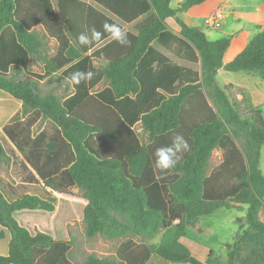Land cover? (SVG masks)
Here are the masks:
<instances>
[{
	"label": "trees",
	"instance_id": "trees-1",
	"mask_svg": "<svg viewBox=\"0 0 264 264\" xmlns=\"http://www.w3.org/2000/svg\"><path fill=\"white\" fill-rule=\"evenodd\" d=\"M54 1L56 8L53 0H0V90L22 102V111L3 133L41 179L42 192L50 194L23 193L9 201L0 190V226L11 234L0 264H73L69 241L32 233L15 214L53 213L56 198L50 191L66 195L75 187L87 201L83 220L88 238H144L162 232L157 244L129 240L115 258L89 256L82 264H150L153 255L172 264H201L181 243L188 226L237 205L247 210L237 220L235 241L225 245L226 264H264V222L259 218L264 118L243 90L238 100L216 81L223 68L264 82V31L224 64L232 38L209 41L200 28L179 17L208 0H184L179 9L171 7V0ZM113 17L128 25L137 22L136 32L126 31L130 46L104 31L105 23L123 30ZM168 19L180 27L177 34ZM93 28L102 34L100 40L80 45L78 35L91 37ZM50 41L56 43L52 53ZM156 46L200 63V72L175 64ZM77 71L94 76L73 86L67 78ZM45 80L70 85V95H42L39 84ZM102 83L107 85L95 91ZM41 118L45 128L34 135ZM138 124L147 143L135 131ZM176 134L190 150L176 167L161 171L155 151L170 145ZM239 139L245 142L242 149ZM216 149L222 161L209 173ZM0 161H8L1 142Z\"/></svg>",
	"mask_w": 264,
	"mask_h": 264
},
{
	"label": "rangeland",
	"instance_id": "rangeland-1",
	"mask_svg": "<svg viewBox=\"0 0 264 264\" xmlns=\"http://www.w3.org/2000/svg\"><path fill=\"white\" fill-rule=\"evenodd\" d=\"M89 2V0H82ZM182 1V2H181ZM184 0H171V7L173 9H179ZM235 5H257V0H231ZM53 5L56 8V2L53 0ZM228 11H223L226 14ZM111 16L110 14H108ZM112 17V16H111ZM114 18V17H113ZM115 19V18H114ZM116 20V19H115ZM242 23V28L246 31V36L241 37L239 42H235L228 52L227 58L232 56L237 50H242L254 36L264 31V25L260 27H249L247 21L239 18ZM136 23L131 25H123L124 31H134ZM201 28L209 41H217L222 38L230 37L231 35L238 36L239 30H236L239 26L235 21V15L230 14L229 18L220 21V25L215 28H207L203 26V22L199 23ZM38 31H41V27H37ZM236 41V40H235ZM49 52H54L56 49V43L54 41L48 42ZM165 54L176 60L178 63L190 65L196 70H200V64L188 63L176 58L170 51L159 47ZM33 71L41 72V67H32ZM220 85L224 86L228 82L219 79ZM107 83L99 85L95 91L102 90ZM42 95L53 93L61 99L70 95V85L63 83L61 85H50L45 81L39 84ZM242 89L235 88L230 89L233 98H237L241 94ZM2 92V91H1ZM4 93V92H2ZM256 100L261 101L259 110L264 118V82L260 80L258 90L256 92ZM1 107H10L7 104L0 102ZM240 107L245 108L244 103H241ZM244 115V112H242ZM45 119H39L38 123L33 128V134L36 135L45 128ZM135 131L138 134L141 141L147 143V135L142 131L141 125L138 124L135 127ZM0 142L2 143L8 161H0V190L6 196L9 201H13L23 193L36 194L42 198H47L48 193L42 192L43 189L40 186L39 181L31 174L25 160L21 154L13 146L12 142L5 136L0 134ZM238 146L242 149L245 145L243 139L237 140ZM222 161V152L216 149L212 154L208 172L210 173L215 167H217ZM260 169L264 175V145L261 149L260 157ZM16 181L23 182L16 185L11 175ZM27 184V185H26ZM18 186V187H17ZM51 195L56 198L55 211L53 213H44L41 211H21L15 214L16 220L19 224L32 233L35 230L42 231L56 240H64L70 242V251L68 254L69 260L73 264H82L89 256H95L97 258H115L119 247L129 241L133 240L137 244H157L161 240L162 232L158 233L154 237H139V236H127L124 238L111 239L103 235H97L94 238H88L85 233V223L83 220V210L87 205V201L84 198V193L81 189L75 187L71 188L70 192L66 195L58 194L50 191ZM246 205H237L231 209L220 208L212 215L202 217L195 225L188 226L187 235L181 239V243L187 247L192 255L200 261L201 264H226L227 249L226 244H232L235 241L236 235L240 232L239 218H244L246 214ZM259 218L264 222V206L260 209ZM5 233V237H0V255H7L9 242L11 240V234L7 229L0 226V233ZM210 251L213 253L210 254ZM247 250L243 251V256H247ZM150 264H172L163 261L161 258L153 255Z\"/></svg>",
	"mask_w": 264,
	"mask_h": 264
},
{
	"label": "crops",
	"instance_id": "crops-1",
	"mask_svg": "<svg viewBox=\"0 0 264 264\" xmlns=\"http://www.w3.org/2000/svg\"><path fill=\"white\" fill-rule=\"evenodd\" d=\"M257 1H258L257 5L251 6V5H235V4L231 3V0H208L200 6L193 7L190 10H188L187 12L180 13L179 17L187 25L198 27L202 30L201 25H198V24L203 22V24H204L203 26L210 28L206 25V19L208 17H210L211 15L220 14L222 16V18L219 21H222L225 19L227 20L229 18L230 14H234L235 15V21L237 22V24L239 26L236 30H239L238 32H241V31H244V32L239 33L238 36H236V35L230 36L232 38L231 45H230V48L228 49V51L224 57V64H227V63L231 62L246 47L245 46L242 50H240V49L237 50L232 56L227 58L228 52L231 49L232 45L235 42H239V39H241V37L246 36V31H245V29L242 28V23L239 20V18L242 16V18H244L247 21V23H248L247 26H249L250 28L251 27H260V26L264 25V0H257ZM181 2H179V4H181ZM225 10H227L228 12L226 14H223V11H225ZM116 20L122 25L123 30H124V26H123L124 23L118 19H116ZM135 23H137V22H135ZM167 23H168L169 28L172 31H174L176 34L180 31V27L175 22V20L168 19ZM125 25H128V24H125ZM132 32H136V31L134 30ZM159 47H161V46H156V48L162 54L167 56L175 64L200 72V70H196V69L192 68L190 65L178 63L176 60L172 59L170 56L165 54L161 49H159ZM161 48H163V47H161ZM176 58H178V57H176ZM178 59L185 61V62H188V63H192V62L180 59V58H178ZM194 64H200V63H194ZM200 69H201V64H200ZM219 79H222L223 81L228 82V84L225 85V83H224V86L220 85ZM216 81H217L219 86L224 87V88H228L229 92H230V89H232V90L235 88L242 89L243 92L251 98L253 105L259 109L261 101L256 100V97H257L256 92L258 90L260 80L257 77H255L251 74L245 73V72L232 73V72H228V71L224 70L223 68H221L216 73ZM2 92L0 90V102L10 106V107H1V109H0V134L5 136L3 133V128L7 124H9V122L11 121V119L14 116H16L17 114H19L22 111V102L14 99L9 94H7L5 92L2 93ZM237 99L241 100L242 95L241 94L238 95ZM25 163L27 164V167L29 168L31 174L35 176V178L39 181L40 185H43L41 179L38 177V175L34 171V169H32V167L26 161H25ZM11 177L14 180V182L16 183V185L23 183L20 181L19 182L16 181V179L12 175H11Z\"/></svg>",
	"mask_w": 264,
	"mask_h": 264
},
{
	"label": "clouds",
	"instance_id": "clouds-1",
	"mask_svg": "<svg viewBox=\"0 0 264 264\" xmlns=\"http://www.w3.org/2000/svg\"><path fill=\"white\" fill-rule=\"evenodd\" d=\"M104 31L117 43L122 46H130L131 41L128 39V34L121 29L119 25L116 24H104ZM101 33L96 31L95 28L91 29V37L81 33L77 37V41L82 46H88L95 41H99L101 38ZM94 76L93 72H74L67 79L73 85H79L82 82L87 83ZM190 146L188 141L180 134H176L172 138L170 145L166 147L158 148L155 151V166L161 171L170 170L179 163L181 155L183 152L189 151Z\"/></svg>",
	"mask_w": 264,
	"mask_h": 264
},
{
	"label": "built area",
	"instance_id": "built-area-1",
	"mask_svg": "<svg viewBox=\"0 0 264 264\" xmlns=\"http://www.w3.org/2000/svg\"><path fill=\"white\" fill-rule=\"evenodd\" d=\"M222 16L220 14L211 15L206 19V25L210 28H215V26L220 25V19Z\"/></svg>",
	"mask_w": 264,
	"mask_h": 264
}]
</instances>
